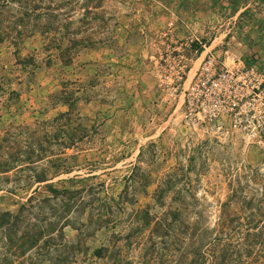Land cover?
<instances>
[{"label": "rangeland", "instance_id": "374dc122", "mask_svg": "<svg viewBox=\"0 0 264 264\" xmlns=\"http://www.w3.org/2000/svg\"><path fill=\"white\" fill-rule=\"evenodd\" d=\"M257 5L0 0V138L6 129L19 131L11 146L2 141L0 159L24 158L30 148L34 159L37 143L25 145L41 133L50 141L43 154L52 152L30 168L1 173L0 211L20 213L16 236L30 225L54 227L24 251L23 242L7 246L0 229V264H188L194 225L197 232L212 226L231 193L230 207L253 206V196L264 192V148L173 110L148 54L171 22L178 36L223 40L234 56L264 67V47H253V30L264 38V13L253 16ZM38 11L41 24L33 18ZM72 38L78 49L68 61L59 59L55 44L67 48ZM65 110L82 137L62 148L53 142L57 125L50 120ZM42 172L47 179L30 177ZM176 207L180 216L173 220L168 211Z\"/></svg>", "mask_w": 264, "mask_h": 264}, {"label": "built area", "instance_id": "2783aa9c", "mask_svg": "<svg viewBox=\"0 0 264 264\" xmlns=\"http://www.w3.org/2000/svg\"><path fill=\"white\" fill-rule=\"evenodd\" d=\"M177 31L171 22L163 26L148 54L173 110L232 129L246 143L264 148V67L234 56L223 40L205 44Z\"/></svg>", "mask_w": 264, "mask_h": 264}, {"label": "trees", "instance_id": "16d2710c", "mask_svg": "<svg viewBox=\"0 0 264 264\" xmlns=\"http://www.w3.org/2000/svg\"><path fill=\"white\" fill-rule=\"evenodd\" d=\"M22 17V15L18 17L17 23H20L19 21L22 20ZM33 18L37 20L39 19V23L41 24L42 20L40 19L43 18V12L38 11L34 14ZM55 18L57 19V15H55ZM37 31L43 34L46 32V29L40 28ZM71 43L72 45L67 48L61 47L60 44H55L54 48L57 50V56L59 59L68 61L72 57V54L78 48H76L75 39L72 38ZM71 113L72 111L65 110L59 112L50 120V122L57 125V132L52 137L55 139L53 142L57 144L58 147L65 148L73 146L76 140L82 137L81 133H76L82 129L79 123L71 125L67 122L72 118ZM73 117L76 118L77 115ZM38 123L46 122L42 120ZM16 129L22 131V128ZM5 134L6 135L0 138V147L2 146V141L6 142V146H11L10 143L14 140H19L17 139L19 131H15L12 128L9 130L6 129ZM44 134L46 133H41V135L36 138L31 136V140L26 142L25 148H28V144L30 147H33L31 145L33 141L37 143V152L34 153V159H31V155L28 154L32 153L33 148H30V150L26 149L24 158L18 157V154H16L15 157L12 156L10 159H0V175L1 173H5L12 169L22 170L23 168H30L33 162L51 154L52 152L43 154L45 151L49 150L48 146L50 142ZM41 138L44 142L40 140ZM16 151H19V148H17ZM170 176L171 173L166 175V181H170L171 178H173ZM30 177L35 181H42L48 178L43 172L37 174L31 173ZM168 184H171V182ZM50 191L53 194L59 192L58 189L52 187L50 188ZM60 191L65 193L70 190L62 189ZM260 194L261 195L256 198L253 196V206L250 207L247 205L244 208L240 207V209L247 212H240L237 208L230 207V199L234 198L233 193H231L220 203L219 212L212 226H203L204 228H198L199 232H197V227L194 225L191 241L188 244V249L190 247L192 253V257H190L188 264H264V192H261ZM251 199L249 198V200ZM229 211H233L234 214H229ZM168 212L173 216V220L178 219L180 216V209L177 207ZM18 221H20V213H11L7 210L0 211V229L2 232L4 229L6 230L7 235H5V240L7 246H10V248L15 244L18 245L19 248L23 242L27 244L21 248V250L24 251V249L32 247L41 236H48V234L54 230V227L51 225L47 226V228L45 226H36L37 228L35 229L30 225L16 236L15 229L17 227L16 222ZM178 221L183 223L180 220ZM159 222V220H154L153 224H161ZM144 223L148 225L149 219ZM168 227L169 225L167 224L166 230ZM241 229H244L243 238L231 236L230 233H239L241 232ZM31 230L34 232H30ZM248 236L251 237L248 238ZM252 246L253 253H250ZM103 247L104 246H99V249ZM240 248L244 252V256H241L238 253ZM96 250L98 251V248Z\"/></svg>", "mask_w": 264, "mask_h": 264}, {"label": "crops", "instance_id": "0c3cea01", "mask_svg": "<svg viewBox=\"0 0 264 264\" xmlns=\"http://www.w3.org/2000/svg\"><path fill=\"white\" fill-rule=\"evenodd\" d=\"M257 2H260L261 6L257 5V6H255V8H253V16H255L256 14L261 16L264 13V8H262L264 0H253V3L256 4ZM255 9L257 10L256 12H255ZM258 9H259V11H258ZM259 32L260 31H258L257 29L253 30V47H256V45H259L258 48L264 47V38H263V36L262 37L260 36L261 34ZM259 37H261L260 42H259Z\"/></svg>", "mask_w": 264, "mask_h": 264}]
</instances>
